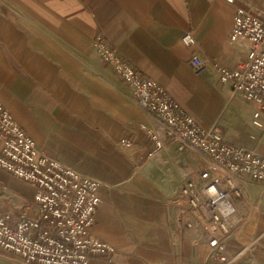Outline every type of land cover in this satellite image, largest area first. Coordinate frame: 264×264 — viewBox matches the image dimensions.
Segmentation results:
<instances>
[{"label":"crops","instance_id":"obj_1","mask_svg":"<svg viewBox=\"0 0 264 264\" xmlns=\"http://www.w3.org/2000/svg\"><path fill=\"white\" fill-rule=\"evenodd\" d=\"M243 1L264 16V0ZM233 10L224 0H0L2 106L45 155L101 182L91 234L115 251L90 264H264V185L251 181L244 192L255 208L237 204L246 240L236 234L226 240L225 262L213 259L195 227L173 245L171 199L182 184L184 160L173 147L152 154L141 126L157 127V121L92 46L101 35L200 124L221 126L227 142L264 157V112L261 126H254V106L211 69L195 74L189 66L196 50L212 63L234 65ZM186 32L196 47L181 44ZM239 111L244 136H228L224 125L237 128ZM122 139L130 145H120ZM34 192L0 168V215L13 221L33 215Z\"/></svg>","mask_w":264,"mask_h":264},{"label":"built area","instance_id":"obj_2","mask_svg":"<svg viewBox=\"0 0 264 264\" xmlns=\"http://www.w3.org/2000/svg\"><path fill=\"white\" fill-rule=\"evenodd\" d=\"M224 1L234 9L229 43L237 61L232 67L221 66L196 50L189 66L195 74L211 69L221 85L255 107L252 123L260 127L264 16L243 0ZM180 42L197 46L191 32L184 33ZM92 46L103 65L129 87L135 103L157 121V127L141 126L153 144L152 154L173 147L184 160L182 184L171 199L173 245L195 227L213 259L225 262V242L235 236L244 220L238 202L255 208L244 192V182L264 185V157L227 142L221 126L200 124L165 87L123 60L101 35L94 36ZM0 143V168L35 188L36 208L33 215L21 214L15 221L10 214L0 215V249L18 256L23 264H90L91 258H104L115 251L91 234L101 182L45 155L1 102ZM119 144L130 145L125 139ZM222 209L230 213L222 215Z\"/></svg>","mask_w":264,"mask_h":264},{"label":"rangeland","instance_id":"obj_3","mask_svg":"<svg viewBox=\"0 0 264 264\" xmlns=\"http://www.w3.org/2000/svg\"><path fill=\"white\" fill-rule=\"evenodd\" d=\"M244 115L245 114L243 112L239 111L237 114V117H235L233 124H235V123L238 124L237 128H236V125L233 126L234 128L231 126V124L230 125H224V127L226 128L228 136L231 135V136H235L238 138L244 136L243 129H239V125L240 124L242 125L244 123V119H245ZM243 234H244L243 231H238L236 233L235 239L237 238V240H239L241 242L245 241L246 236H243ZM0 264H23V263L18 256H15L13 254H10V253L5 252L2 249H0Z\"/></svg>","mask_w":264,"mask_h":264},{"label":"clouds","instance_id":"obj_4","mask_svg":"<svg viewBox=\"0 0 264 264\" xmlns=\"http://www.w3.org/2000/svg\"><path fill=\"white\" fill-rule=\"evenodd\" d=\"M230 213V209H222L221 210V214L222 215H227V214H229Z\"/></svg>","mask_w":264,"mask_h":264}]
</instances>
